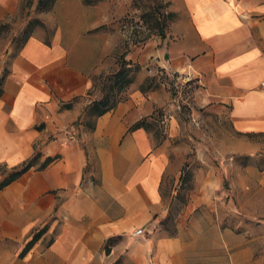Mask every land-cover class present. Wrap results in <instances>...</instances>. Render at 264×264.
Returning a JSON list of instances; mask_svg holds the SVG:
<instances>
[{"label": "crops", "instance_id": "0c3cea01", "mask_svg": "<svg viewBox=\"0 0 264 264\" xmlns=\"http://www.w3.org/2000/svg\"><path fill=\"white\" fill-rule=\"evenodd\" d=\"M12 1L0 0V22ZM169 1L204 52L192 62V44L185 45L186 65L177 67L175 44L171 69L193 70L229 106L236 130L264 133V0ZM93 86L57 38L33 36L13 59L0 97V164L16 167L36 151L55 160L0 191V264H264L227 218L204 219L191 200L176 217L168 214L167 150L150 129L130 131L164 107L154 91L137 89L92 126H74L94 101ZM90 166L96 181L87 179Z\"/></svg>", "mask_w": 264, "mask_h": 264}, {"label": "rangeland", "instance_id": "374dc122", "mask_svg": "<svg viewBox=\"0 0 264 264\" xmlns=\"http://www.w3.org/2000/svg\"><path fill=\"white\" fill-rule=\"evenodd\" d=\"M170 7L169 0H13L0 22V80L27 36H39L59 39L72 65L89 74L91 101H124L137 89L154 91L164 104L150 128L168 153L161 188L164 203L171 204L168 214L176 217L191 200L202 218H227V225L251 240L256 257L264 258V133L236 130L229 106L212 98L192 69H171L168 48L175 44L177 67L186 65L185 45L192 44V62L204 52L189 39L188 18ZM120 72L131 80L126 87ZM88 120L94 118L82 115L74 126ZM98 177L90 166L87 179Z\"/></svg>", "mask_w": 264, "mask_h": 264}, {"label": "trees", "instance_id": "16d2710c", "mask_svg": "<svg viewBox=\"0 0 264 264\" xmlns=\"http://www.w3.org/2000/svg\"><path fill=\"white\" fill-rule=\"evenodd\" d=\"M169 15L172 16L171 13ZM161 35L163 36L164 32ZM28 39H30L29 36H27V38L24 40L22 47L28 41ZM126 73L127 72H122V73L120 72V74L118 75L119 79L121 80V84L123 82H125L124 87L128 86L131 83V80L130 79L128 80ZM8 74H9V72L4 74L0 80V97L3 93V84H4V81H5L6 77L8 76ZM122 101H123V99H118V100H114L113 102H110L107 98H106V100L103 99L101 101H93L85 110L84 115H88V116L90 115L94 118V120L92 122H89V120H88L86 123H88L90 126H92V123H94V121L97 118H99V117L103 116L104 114L113 110L117 106V104L122 102ZM71 106H72V104H67L64 107L69 109V108H71ZM152 119H153V115L150 117V119H144V120L136 123L135 125H133L130 128V131H133V130H136L139 128H145V129L151 130L150 120H152ZM41 158H43L41 153L36 151L35 154L30 159L24 161L23 163H21L20 165H18L16 167L9 168L5 164H0V177H1L0 191H2L4 188H6L10 184H12L14 181L19 179L21 176H23L25 173H27L31 169H35L37 171L44 170L47 166H49L55 160V158L47 157V158L43 159V162L39 166H37L38 161ZM262 169H264V168H262ZM45 229L46 228L41 229L40 231H38L37 233H35L32 236L31 240L25 245L22 253L20 254L21 256L25 255L30 250V248L34 245V243L40 239V237L44 234Z\"/></svg>", "mask_w": 264, "mask_h": 264}, {"label": "built area", "instance_id": "2783aa9c", "mask_svg": "<svg viewBox=\"0 0 264 264\" xmlns=\"http://www.w3.org/2000/svg\"><path fill=\"white\" fill-rule=\"evenodd\" d=\"M261 87L263 88V91H264V82H262ZM136 233L137 234H141L142 233V230L139 229Z\"/></svg>", "mask_w": 264, "mask_h": 264}]
</instances>
